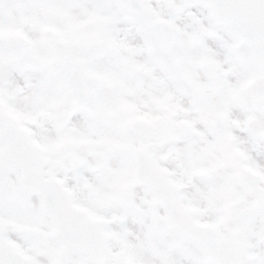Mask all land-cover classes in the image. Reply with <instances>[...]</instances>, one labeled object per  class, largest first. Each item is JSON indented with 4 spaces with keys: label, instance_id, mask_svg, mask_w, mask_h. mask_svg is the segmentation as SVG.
<instances>
[{
    "label": "snow or ice",
    "instance_id": "snow-or-ice-1",
    "mask_svg": "<svg viewBox=\"0 0 264 264\" xmlns=\"http://www.w3.org/2000/svg\"><path fill=\"white\" fill-rule=\"evenodd\" d=\"M0 264H264V0H0Z\"/></svg>",
    "mask_w": 264,
    "mask_h": 264
}]
</instances>
